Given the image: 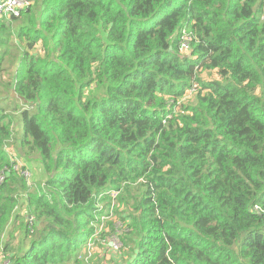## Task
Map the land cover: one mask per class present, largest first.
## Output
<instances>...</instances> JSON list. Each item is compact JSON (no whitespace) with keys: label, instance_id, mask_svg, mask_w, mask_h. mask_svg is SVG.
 Wrapping results in <instances>:
<instances>
[{"label":"trees","instance_id":"16d2710c","mask_svg":"<svg viewBox=\"0 0 264 264\" xmlns=\"http://www.w3.org/2000/svg\"><path fill=\"white\" fill-rule=\"evenodd\" d=\"M29 2L0 18V264H91L113 202L120 264H264V0Z\"/></svg>","mask_w":264,"mask_h":264},{"label":"rangeland","instance_id":"374dc122","mask_svg":"<svg viewBox=\"0 0 264 264\" xmlns=\"http://www.w3.org/2000/svg\"><path fill=\"white\" fill-rule=\"evenodd\" d=\"M19 24H20V21H17L16 25L18 26ZM10 51L12 53L11 49ZM4 64H5L4 66L7 68H6L4 77H3V82H6L10 80L12 77L14 67L17 64V57H13L10 60H8L7 58ZM206 76H208V74ZM2 92L6 96L8 95L6 91H2ZM19 133H20V129L16 127L14 141L9 143L8 150L14 151L15 155L17 156L18 163L25 166L29 170L31 174L29 178L30 183L33 182L37 184V183H40L41 181L42 182L45 181L47 179V174L44 172V169L42 167L41 160H40V154L38 152L31 153L29 151H26V155H22L18 157L17 150L20 149L19 148L20 144L19 145L17 144V140H19L18 139ZM117 208H118V204H117ZM17 211L22 212L23 209L18 208ZM115 218L117 220H121L118 216H116V213H115ZM9 229L11 231L13 230V227H10ZM110 229H111V232L104 235L101 241L97 244V248H96L97 254L95 255L94 260H92L91 264H95L96 262L99 264H120L122 262L127 261L130 255L132 254V249L130 247L126 248L125 245L123 244L125 242V237L129 236L130 234V229L128 230L127 228L123 227V232L119 235L121 241H123L122 242L123 246L120 247L119 249H115L110 245L111 241L113 240L114 234H115V227L113 223L110 226ZM21 237L22 238L20 239V236H19V242H21L23 239V236Z\"/></svg>","mask_w":264,"mask_h":264},{"label":"built area","instance_id":"2783aa9c","mask_svg":"<svg viewBox=\"0 0 264 264\" xmlns=\"http://www.w3.org/2000/svg\"><path fill=\"white\" fill-rule=\"evenodd\" d=\"M30 2L29 0H0V18L4 19H18L22 16L23 12L28 8ZM185 32V31H184ZM182 35V49L188 48V41L189 38L187 36L188 33H184ZM8 149V148H7ZM8 157L11 162V167L14 170H19L22 165L18 163L17 156L15 155L14 151L7 150ZM10 170L9 166H6L1 172H0V185L4 183L6 179V174ZM23 175L27 178L30 177V172L26 169L23 172ZM112 196L115 198L117 196V192H112ZM114 202L111 206V211L109 215H102L99 223L95 225V233L93 237L89 240L88 244L84 247L82 250L83 255L87 254L89 257L95 252L97 243L100 242L104 235L111 232V229L106 225V221L114 217L113 208H114ZM99 219V218H98ZM115 227V234L113 237V240L111 241V246L115 249H119L123 246L122 241L120 239V234L123 229V225L120 220H115L114 222ZM97 240V241H96ZM83 256L81 255L79 259H82Z\"/></svg>","mask_w":264,"mask_h":264}]
</instances>
